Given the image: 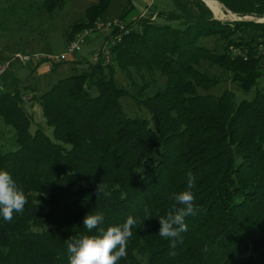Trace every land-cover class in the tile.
Masks as SVG:
<instances>
[{"label": "trees", "instance_id": "obj_1", "mask_svg": "<svg viewBox=\"0 0 264 264\" xmlns=\"http://www.w3.org/2000/svg\"><path fill=\"white\" fill-rule=\"evenodd\" d=\"M113 1L89 6L67 32L69 45L106 21ZM127 1L122 20L135 9ZM219 1L241 18L264 17V0ZM170 2L172 10L156 16L163 22L137 17L116 28L112 61L102 51L96 63L77 61L33 98L51 134L32 131L19 85L0 92V118L16 133L15 149L0 148V170L27 198L12 221L0 216V264H68L67 242L95 234L83 227L91 212L104 216L105 227L138 218L118 264H264V57L257 51L264 22L218 20L201 0ZM209 37L221 48L206 46ZM8 59L0 55V63ZM203 62L226 77L212 76ZM225 79L251 99L214 92ZM124 97L147 115H128ZM189 174L198 211L185 218L183 242L173 248L158 235V219L181 207L175 195L187 190ZM101 182L109 195L97 197Z\"/></svg>", "mask_w": 264, "mask_h": 264}, {"label": "rangeland", "instance_id": "obj_2", "mask_svg": "<svg viewBox=\"0 0 264 264\" xmlns=\"http://www.w3.org/2000/svg\"><path fill=\"white\" fill-rule=\"evenodd\" d=\"M46 0H0V55L5 61L3 63H10L9 68L3 74H0V92L12 90L14 85H19L24 94L25 107L32 116V131L36 128L42 127L49 134L52 133V128L48 127L43 115V109L36 99L44 89H49L59 79L67 76L72 72V68L77 61H90L96 63V59L100 51L109 43L115 44L116 40L112 37L116 28L124 31L127 25L137 17L156 19L159 12L172 10L173 5L170 0H133L135 9L126 20L121 19L122 13L128 10L131 4L127 0H114L109 10L105 22L114 21L117 26L112 29L97 30L96 27L86 29L90 31L89 36L84 43L80 44L77 53L69 52V43L67 42V32L76 23L84 17L86 9L99 0H65V4L54 11H48L44 5ZM212 12L216 19L228 22L239 21L237 13L221 6L217 0H213L210 5L206 0H201ZM222 3V2H221ZM217 9V14L213 11ZM220 10L221 12H218ZM242 19H256L257 17L246 15ZM263 18L260 20L262 21ZM158 22L164 20L157 18ZM244 21V20H243ZM134 22V21H133ZM132 22V23H133ZM85 30V31H86ZM83 32V31H82ZM80 32V33H82ZM84 33V32H83ZM121 40V39H120ZM118 38V42H120ZM211 49H220L222 43L218 42L217 37L205 38L202 41ZM238 53L237 49H233ZM257 51L262 53L264 57V47L257 46ZM17 53L34 54L44 53L45 59L36 65H22L20 62L14 60ZM62 54H67L65 61L55 60ZM52 55V58L48 57ZM76 57V58H75ZM112 61V60H110ZM64 63L55 71L52 70L54 63ZM73 62V63H72ZM263 62V59H262ZM75 63V64H74ZM85 63V62H84ZM204 68L209 70L212 76L221 77L226 74L217 65H212L203 62ZM33 67V68H32ZM30 68V69H29ZM135 78H139L138 75ZM117 79L127 83L126 78L122 72H118ZM139 86L144 83L141 79H137ZM164 79L160 80V83ZM264 83V81H262ZM214 92L221 93L225 89L235 92L238 100L245 98L251 99L252 93L246 94L236 83L225 79L217 87ZM125 110L128 115H142L136 102L132 98L124 97L122 99ZM16 133L14 128L4 123L0 118V148L5 150L15 149Z\"/></svg>", "mask_w": 264, "mask_h": 264}, {"label": "clouds", "instance_id": "obj_3", "mask_svg": "<svg viewBox=\"0 0 264 264\" xmlns=\"http://www.w3.org/2000/svg\"><path fill=\"white\" fill-rule=\"evenodd\" d=\"M195 178L189 174L187 190L176 194L175 200L181 207H176L167 213L166 217L159 218V233L163 238H171L172 247L177 242L182 243L181 233L187 231L185 218L195 215V198L191 189L194 187ZM106 185L102 182L97 186L96 194L109 195L105 191ZM27 198L11 173L0 170V216L5 221H12L14 213H23ZM145 219L151 218L148 208L144 209ZM139 223L138 218L129 215L119 225H104V216L98 213H89L83 218V227L92 235H82L71 238L67 242L68 264H118L127 256V245L132 237V229Z\"/></svg>", "mask_w": 264, "mask_h": 264}, {"label": "built area", "instance_id": "obj_4", "mask_svg": "<svg viewBox=\"0 0 264 264\" xmlns=\"http://www.w3.org/2000/svg\"><path fill=\"white\" fill-rule=\"evenodd\" d=\"M241 18V17H238ZM263 18V17H262ZM117 26V23L114 21H108V22H100L97 24V26H95L97 28V30H101V29H108V30H112ZM90 31L86 30L84 31V33L82 35H80L72 44L69 45V52L71 53H77L79 48H80V44L84 43L85 39L89 36ZM114 44L109 43L106 47H104L101 51L104 54L105 60L106 62H110L111 60V46H113ZM262 47H264V45H262ZM99 55L98 54L97 58H95L96 60L99 59ZM67 54H62L58 57H55V60H59V61H65L67 59ZM46 55L44 53H34V54H23V53H17L14 57V60L20 62L22 65H36L41 63L44 59H45ZM48 57L52 58V55H49ZM10 63H0V74H3L5 71H7V69L9 68Z\"/></svg>", "mask_w": 264, "mask_h": 264}, {"label": "water", "instance_id": "obj_5", "mask_svg": "<svg viewBox=\"0 0 264 264\" xmlns=\"http://www.w3.org/2000/svg\"><path fill=\"white\" fill-rule=\"evenodd\" d=\"M218 1V0H217ZM219 2V1H218ZM220 4H221V6L222 7H224L227 11H229L227 8H226V6L223 4V3H221V2H219ZM261 18H256V19H242V18H239V19H236V20H240V21H254V22H261V20H260Z\"/></svg>", "mask_w": 264, "mask_h": 264}, {"label": "bare ground", "instance_id": "obj_6", "mask_svg": "<svg viewBox=\"0 0 264 264\" xmlns=\"http://www.w3.org/2000/svg\"><path fill=\"white\" fill-rule=\"evenodd\" d=\"M207 2H209V4L210 5H212L213 4V0H206ZM213 11L215 12V11H217V9H213ZM218 12H221L220 10H218ZM216 14H217V12H215ZM261 22H264V19H262V21Z\"/></svg>", "mask_w": 264, "mask_h": 264}, {"label": "crops", "instance_id": "obj_7", "mask_svg": "<svg viewBox=\"0 0 264 264\" xmlns=\"http://www.w3.org/2000/svg\"><path fill=\"white\" fill-rule=\"evenodd\" d=\"M75 58H76V57H75ZM33 67H34V66H33ZM33 67H32V68H33ZM29 69H30V68H29ZM59 69H60V68H59Z\"/></svg>", "mask_w": 264, "mask_h": 264}]
</instances>
